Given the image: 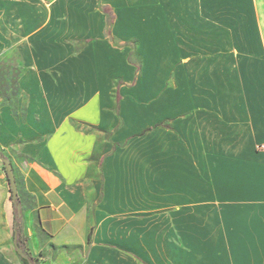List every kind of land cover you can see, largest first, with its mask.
<instances>
[{"label":"crops","instance_id":"1","mask_svg":"<svg viewBox=\"0 0 264 264\" xmlns=\"http://www.w3.org/2000/svg\"><path fill=\"white\" fill-rule=\"evenodd\" d=\"M14 58L0 149L36 264H264V0H0ZM9 194L0 161L22 264Z\"/></svg>","mask_w":264,"mask_h":264},{"label":"trees","instance_id":"2","mask_svg":"<svg viewBox=\"0 0 264 264\" xmlns=\"http://www.w3.org/2000/svg\"><path fill=\"white\" fill-rule=\"evenodd\" d=\"M105 11H109V8L105 7ZM7 156L2 152L0 149V161H1V169L5 173L4 165L2 160L6 159ZM6 175V173H5ZM9 199L12 204V209H13V217H12V222H11V232L12 236L14 238V243L17 248H20L22 250V253H18V256L22 262V264H36L34 261V258L32 256H29L25 253L24 248H25V243L27 241V238L22 235L20 224L22 220V212L20 209V199L19 196L12 200L11 198V191L9 187Z\"/></svg>","mask_w":264,"mask_h":264},{"label":"water","instance_id":"3","mask_svg":"<svg viewBox=\"0 0 264 264\" xmlns=\"http://www.w3.org/2000/svg\"><path fill=\"white\" fill-rule=\"evenodd\" d=\"M2 162L4 165L6 177L8 179V183H9V187H10V191H11V198H12V200H14L17 197V186H16L13 168H12V165H11L8 158L2 160ZM15 247H16V245H15ZM16 249H17L18 253H22V250L20 248L16 247Z\"/></svg>","mask_w":264,"mask_h":264},{"label":"rangeland","instance_id":"4","mask_svg":"<svg viewBox=\"0 0 264 264\" xmlns=\"http://www.w3.org/2000/svg\"><path fill=\"white\" fill-rule=\"evenodd\" d=\"M9 62H11V63H4V64H2L1 65V67H0V69L1 70H3V71H5L6 69H7V67H10V66H12L14 69H15V72L18 70L17 68H18V63H17V60L14 58V61H13V63H12V61H10L9 59H7ZM9 64V65H8ZM14 82L15 81H13V80H11L10 81V85H7V81H4V86L3 87H5L6 89L5 90H7V87H9L10 88V93H9V95L11 96L10 98H11V100L13 101L14 100V98H15V95L17 94V89H16V86H15V84H14ZM10 212H12V207L10 208Z\"/></svg>","mask_w":264,"mask_h":264},{"label":"built area","instance_id":"5","mask_svg":"<svg viewBox=\"0 0 264 264\" xmlns=\"http://www.w3.org/2000/svg\"><path fill=\"white\" fill-rule=\"evenodd\" d=\"M257 149L264 151V142L257 144Z\"/></svg>","mask_w":264,"mask_h":264}]
</instances>
